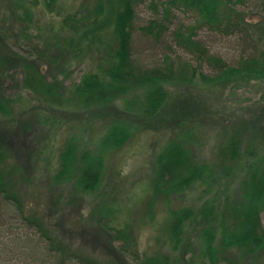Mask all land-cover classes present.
I'll return each instance as SVG.
<instances>
[{"label": "rangeland", "instance_id": "obj_1", "mask_svg": "<svg viewBox=\"0 0 264 264\" xmlns=\"http://www.w3.org/2000/svg\"><path fill=\"white\" fill-rule=\"evenodd\" d=\"M243 1L242 11L253 17L258 13L260 2H264ZM55 3L52 14L41 5L33 7L32 18L22 23L27 32L25 40L19 42L23 46L21 50L24 52L25 45L34 42L44 58L36 57L35 62L25 59L23 71L19 67L4 79L1 73L8 66L5 61L0 63L3 67L0 70V149L6 155L5 164L15 170L11 180L15 194L30 214L42 220L53 237L74 252L102 264H144L161 256H167L169 264H208L207 253L201 252V243L195 238L198 229L194 231V225L185 227L183 244L176 249L168 236V227L172 224L170 211L198 209L206 196L203 186L169 198L156 196L152 189L155 157L167 143V131L134 133L119 147L102 145L104 136L115 124L134 123L141 128L139 123L146 119L141 114L140 103L149 88L128 83L115 85L122 86L124 92L106 107L111 108L109 111L102 105L84 106L70 99L71 87L79 85L84 74L95 72L97 56L73 53L74 35L63 22L69 15H85L95 0H56ZM12 7L19 15L16 5ZM148 16L147 12L138 13L141 21H146ZM179 19L184 20L183 16ZM20 26L17 22L16 30ZM135 33L133 59L140 67L153 66L163 52L157 49L159 45L154 40ZM199 34L204 36L202 32ZM205 39L208 48L223 60L231 62L237 58L238 39L207 34ZM49 42L51 47L46 50ZM234 86L235 89L229 85L204 87L196 83V87L174 86L167 90L173 101L177 96L187 104L197 105L194 113V106H190L186 117L187 124L196 127L197 136L202 140L199 148L192 149V157L198 164L220 170L219 154L226 140L237 134L248 142L255 135L257 124L251 122L252 116L247 111L254 105L257 116L264 107V79L251 81L247 88L241 83ZM262 135H258L256 144L261 150L260 157L264 158ZM95 159L103 163L98 184L83 191L78 188L79 172ZM237 185L234 182L232 187L236 190ZM261 218L264 224V214ZM109 220L114 227L122 229L127 237L125 243L116 242L106 234L104 228ZM19 226L15 223L11 237L14 245L10 256H4V264H52L46 263L33 247L34 242L30 246L25 242L27 231ZM28 235L34 240L38 238L33 232Z\"/></svg>", "mask_w": 264, "mask_h": 264}, {"label": "trees", "instance_id": "obj_2", "mask_svg": "<svg viewBox=\"0 0 264 264\" xmlns=\"http://www.w3.org/2000/svg\"><path fill=\"white\" fill-rule=\"evenodd\" d=\"M55 2L0 0V63L5 61L7 70L11 71L4 70L1 79L19 67L23 71L25 59L35 62L36 57L44 58L34 42L24 43L27 50H21L23 46L19 42L25 40L27 32L22 23L32 18L33 7L41 5L52 14ZM14 4L19 15L12 10ZM243 4V0H95L85 15H69L63 22L74 35L73 53L97 56L95 72L84 74L79 85L71 87L70 99L84 106L94 103L106 108L124 92L122 86L115 85L128 83L149 88L140 103L141 114L146 119L139 123L141 128L134 123L115 124L104 136L102 145L119 147L134 133L167 131V143L155 157L152 189L156 196L169 198L203 186L206 196L198 209L170 211L172 224L168 227V236L176 249L183 244L185 227L194 225V231L198 229L195 238L201 243V252L207 253L208 264H264L261 218L264 214V158L260 157L261 150L256 144L258 135H264V107L257 116L254 105L247 111L252 116L251 122L257 124L255 135L248 142L237 134L227 139L220 149L222 166L218 170L198 164L192 157V149L199 148L202 140L197 136L196 127L187 124L186 116L190 106H194V113L197 105L187 104L177 96L173 101L167 90L174 86L196 87V83L204 87L229 85L230 89L241 83L247 88L251 81L264 79V2L257 7L255 22L253 15L242 11ZM139 12H147L148 19L141 21ZM17 22L21 26L16 30ZM135 32L154 40L159 45L157 49L163 52L160 61L153 66L140 67L133 59ZM201 32L204 36L199 34ZM206 34L214 38L238 39L237 58L228 62L213 53L206 45ZM50 45L47 43L46 50ZM67 155L70 157L69 153ZM5 157L0 149V264H4V256L12 252L15 223H19L20 229H26L27 238L23 239L29 246L34 242L33 247L46 263L102 264L68 248L53 237L42 220L28 212L13 190L11 180L15 170L5 164ZM102 167L99 159L85 164L79 172L78 188L93 189L98 184ZM234 182L239 184L236 190L232 187ZM112 226L113 221L109 220L104 228L106 234L116 242L125 243L127 237L122 229ZM29 232L38 238L34 240ZM144 264H169V258L155 257Z\"/></svg>", "mask_w": 264, "mask_h": 264}]
</instances>
